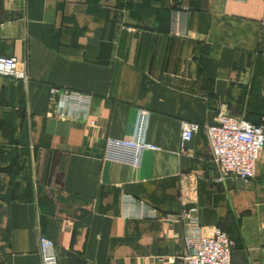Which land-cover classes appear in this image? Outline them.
Instances as JSON below:
<instances>
[{
	"label": "crops",
	"instance_id": "0c3cea01",
	"mask_svg": "<svg viewBox=\"0 0 264 264\" xmlns=\"http://www.w3.org/2000/svg\"><path fill=\"white\" fill-rule=\"evenodd\" d=\"M0 56L28 71L0 78V264H42L41 235L58 264H183V173L203 233L229 234L232 264H264V152L254 180L219 183L204 130L222 105L264 117V0H0ZM55 88L91 95L96 125L49 117ZM141 111L156 150L106 160ZM183 122L202 126L184 150Z\"/></svg>",
	"mask_w": 264,
	"mask_h": 264
},
{
	"label": "built area",
	"instance_id": "2783aa9c",
	"mask_svg": "<svg viewBox=\"0 0 264 264\" xmlns=\"http://www.w3.org/2000/svg\"><path fill=\"white\" fill-rule=\"evenodd\" d=\"M246 2L247 0H232ZM171 34L183 37L187 35L182 13L176 11L171 22ZM0 78H10L26 83L28 71L20 67L16 57L0 56ZM51 109L48 116L60 121L78 117L89 120L91 126L96 122L91 118L92 96L69 89H52L50 97ZM149 113H139L137 132L133 139H107L104 147L106 160L138 167L145 150H156L146 139ZM181 148L201 130L202 126L194 122H183ZM204 130L212 151L213 162L220 171L217 182L222 183L228 178L243 181L257 177L258 164L264 152V117L257 124L244 118L229 114L227 107L222 105L217 113L216 122L205 125ZM180 195L183 203L182 219L185 225V253L181 257L183 264H232V250L235 242L221 228H216L212 235L203 233L198 217V209L189 206L190 199L197 200V185L192 173L180 176ZM155 211L149 210L141 203L137 218L155 217ZM55 242L43 235L39 237V255L42 264H58L54 252Z\"/></svg>",
	"mask_w": 264,
	"mask_h": 264
},
{
	"label": "trees",
	"instance_id": "16d2710c",
	"mask_svg": "<svg viewBox=\"0 0 264 264\" xmlns=\"http://www.w3.org/2000/svg\"><path fill=\"white\" fill-rule=\"evenodd\" d=\"M255 124H257V123H255Z\"/></svg>",
	"mask_w": 264,
	"mask_h": 264
}]
</instances>
